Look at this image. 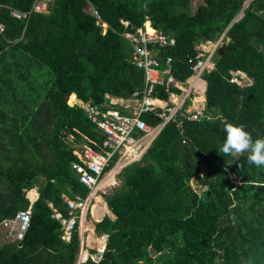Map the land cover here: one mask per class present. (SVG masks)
I'll use <instances>...</instances> for the list:
<instances>
[{
  "label": "trees",
  "instance_id": "trees-1",
  "mask_svg": "<svg viewBox=\"0 0 264 264\" xmlns=\"http://www.w3.org/2000/svg\"><path fill=\"white\" fill-rule=\"evenodd\" d=\"M35 1L0 0V222L29 206L28 190L38 191L23 239L0 245V264H76L78 228L65 240L50 217L53 209L67 215L63 194H88L65 137L99 149L103 136L68 98L101 104L142 89L143 71L122 36L138 27L175 38L160 56L172 55L180 80L191 74L199 43L225 32L227 48L202 74L211 118L169 121L121 170L119 188L102 195L114 218L94 223L105 246L80 264H264V168L247 154L233 160L219 151L226 123L264 138V0H250L230 25L246 0H201L192 12V0H49L27 20L9 15L8 7L28 10ZM96 208L91 215L100 218Z\"/></svg>",
  "mask_w": 264,
  "mask_h": 264
},
{
  "label": "built area",
  "instance_id": "built-area-1",
  "mask_svg": "<svg viewBox=\"0 0 264 264\" xmlns=\"http://www.w3.org/2000/svg\"><path fill=\"white\" fill-rule=\"evenodd\" d=\"M49 0H37L28 10H19L8 7L9 15L15 19L27 20L31 13L45 11ZM91 12L96 24H101L103 32L106 25L99 12L94 7ZM126 25V22H123ZM4 25L0 24V32ZM223 32L216 40H204L198 45V53L191 62V74L183 79H177L172 72V55L160 56V50L175 46V38L168 33L153 30L145 31L142 27L134 32L123 31L124 36L131 45L130 59L132 63L143 71V87L133 91L131 98L136 105L124 113L114 108H106L102 104L85 102L82 106L87 116L96 124L103 139L99 149H95L85 141H77L72 133L65 137L72 147L78 160L71 161L70 165L78 180L88 188L86 196L80 193L63 194L62 201L67 210L63 215L58 210L52 211L50 217L61 224V237L69 240L71 232L86 221L87 214L91 213L94 197L92 193L105 191L117 185V175L121 170L138 162L159 134L161 129L169 122L176 121L180 126L183 119H210L206 113V100L203 96L204 83L202 74L214 67L213 56L224 42ZM166 94L161 97L158 90ZM179 90L177 98L172 99V91ZM156 119L150 123L144 116ZM113 171L114 179L103 188H97L102 180ZM31 210L26 208L18 210L13 216L3 218L0 225L6 228L14 241H21L30 225ZM76 264L87 259L82 257V247L79 249Z\"/></svg>",
  "mask_w": 264,
  "mask_h": 264
},
{
  "label": "crops",
  "instance_id": "crops-1",
  "mask_svg": "<svg viewBox=\"0 0 264 264\" xmlns=\"http://www.w3.org/2000/svg\"><path fill=\"white\" fill-rule=\"evenodd\" d=\"M105 25L107 27V23L105 22ZM106 29V28H105ZM203 83H204V91H203V96H204V99H205V87H206V82L205 80H203ZM157 94L159 96H161V94H159V92H157ZM72 95V94H71ZM74 95V94H73ZM74 100H72V102H68L70 105H73V104H77L79 106H81L83 108V104L85 102L81 101L80 99H78L75 95H74ZM162 97V96H161ZM102 104V103H101ZM103 104L105 105L106 108H114V109H117L121 112H128V109H130L131 107L135 106L136 105V101L131 98V97H127V98H122V97H115V96H111V95H106V100L103 102ZM97 127V126H96ZM98 129V128H97ZM99 130V129H98ZM72 148V147H71ZM96 149V148H95ZM120 174V173H119ZM114 178V177H113ZM32 189L35 190V194L33 195V199L29 198L28 196V199H29V206L27 208H30L31 210V204L33 203V201L38 197V191H37V187H34V188H31L29 191H31ZM29 191L28 194H29ZM102 192H105L104 190L103 191H100V195H103ZM98 195V193H97ZM99 195V196H100ZM92 197V196H91ZM96 195L94 196V200H96ZM95 202V201H94ZM97 204V202H95ZM106 204V202H104ZM107 206V204L105 205ZM104 209V208H103ZM56 210V209H53V211ZM96 211H97V208H96ZM98 212V211H97ZM99 213V212H98ZM106 213V212H105ZM105 213H99L101 216L100 218H93L91 213L89 214L94 220V222H90V226L88 224V220L87 218L89 217V215H87V218H86V221H84L82 223V225L80 224L78 227V230H79V249L82 247V254L81 256L82 257H85V256H88L89 255V251L91 250V243H97V249L98 250H102L105 246V242H106V234H97L95 231H94V223L96 221H99L103 218L104 215H106ZM113 215V214H112ZM109 216V215H108ZM112 218V217H111ZM113 218H114V215H113ZM1 226V225H0ZM84 226L87 228L84 230ZM2 227V226H1ZM90 227V228H89ZM4 228V227H2ZM5 230H7L6 228H4ZM8 232V230H7ZM100 236L102 238H100ZM102 240L104 242L103 246L99 247V240ZM98 241V242H95V241ZM9 241H14L11 237V239ZM8 241H3V242H0V245L3 244V243H6ZM16 242V241H15ZM89 243V246H87L88 248H84V244L86 245V243ZM86 253V255H85Z\"/></svg>",
  "mask_w": 264,
  "mask_h": 264
},
{
  "label": "clouds",
  "instance_id": "clouds-1",
  "mask_svg": "<svg viewBox=\"0 0 264 264\" xmlns=\"http://www.w3.org/2000/svg\"><path fill=\"white\" fill-rule=\"evenodd\" d=\"M224 139L219 151L233 160L247 154V162L257 168H264V138L253 139L242 125L226 123Z\"/></svg>",
  "mask_w": 264,
  "mask_h": 264
},
{
  "label": "rangeland",
  "instance_id": "rangeland-1",
  "mask_svg": "<svg viewBox=\"0 0 264 264\" xmlns=\"http://www.w3.org/2000/svg\"><path fill=\"white\" fill-rule=\"evenodd\" d=\"M201 3V0H192L190 3H189V5H188V7L187 8H189L190 10H189V12H192V11H194L195 10V8L197 7V5L198 4H200ZM227 40V39H226ZM225 42V41H224ZM202 78V77H201ZM68 102L70 103V102H72V99L70 98V96H69V98H68ZM121 182H122V180H121V176H120V174H118L117 175V185L116 186H112L111 188H107V189H105V192H102V194H106V195H111L116 189H118L119 188V186H120V184H121ZM190 184H191V186L199 193L201 190H202V188L203 187H201V186H197L196 185V182H195V179H191V181H190ZM98 195H100V192L98 193ZM26 196L28 197L29 196V194H28V192L26 193ZM100 197L102 198V200H103V202H105V200H104V198H103V196L102 195H100ZM29 198H31V199H33V197H30L29 196ZM95 202H97V211L99 212V213H105L106 215H109L110 217H112L113 218V215H112V213L110 212V210L108 209V207H107V211L105 210V209H103L102 207H101V205L99 204V202L97 201V200H94ZM106 205V204H105ZM90 213H88L87 215H89ZM87 222H88V224H89V226H90V222H92L94 219L89 215V217L87 218ZM94 222V221H93ZM78 228H80V227H78ZM100 238H102L101 236H100ZM11 239V235L9 234V232H7V230H5L4 228H2L1 226H0V242H3V241H9ZM101 241V239L99 240V242ZM95 242H97V240L95 241ZM98 242V243H99ZM87 246H89V243L87 242L86 243V245L84 244V248L86 249V248H88ZM98 247H97V243H91V249H94V250H97L98 251V249H97ZM103 250V249H102ZM101 250V251H102ZM101 251H99V252H101ZM79 252H80V250H79ZM77 261V260H76Z\"/></svg>",
  "mask_w": 264,
  "mask_h": 264
},
{
  "label": "bare ground",
  "instance_id": "bare-ground-1",
  "mask_svg": "<svg viewBox=\"0 0 264 264\" xmlns=\"http://www.w3.org/2000/svg\"><path fill=\"white\" fill-rule=\"evenodd\" d=\"M71 98V97H70ZM74 96H73V98H71L72 100H74ZM112 176H113V171L111 172V173H109L108 175H106V177L102 180V182L98 185V189L99 188H103L108 182H110V181H112ZM29 191V190H28ZM35 194V190L34 189H32L31 191H29V196L30 197H33V195ZM96 195V200L99 202V204L101 205V207L102 208H104L106 211L108 210L107 209V207L105 206V203L103 202V200H102V198L99 196V195H97V194H95L94 192L92 193V197H94ZM90 228V227H89ZM85 229H87L85 226H84V230ZM98 242V241H97ZM103 244H104V242L101 240L100 242H99V247L101 246H103Z\"/></svg>",
  "mask_w": 264,
  "mask_h": 264
},
{
  "label": "water",
  "instance_id": "water-1",
  "mask_svg": "<svg viewBox=\"0 0 264 264\" xmlns=\"http://www.w3.org/2000/svg\"><path fill=\"white\" fill-rule=\"evenodd\" d=\"M249 1H250V0H246V1L244 2L242 8L239 10V12L237 13V15L233 18V20L229 23V25H230L233 21H236L238 18H240V17L242 16V14H243L242 11H243V9L247 6V4H248ZM229 25L225 28L224 31H226V30L228 29ZM225 48H227V46H226V42H223V44L218 48L217 54H222V52H223V50H224Z\"/></svg>",
  "mask_w": 264,
  "mask_h": 264
}]
</instances>
